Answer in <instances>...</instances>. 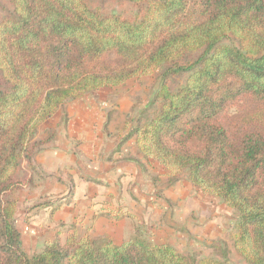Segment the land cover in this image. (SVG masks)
I'll list each match as a JSON object with an SVG mask.
<instances>
[{
  "label": "trees",
  "instance_id": "trees-1",
  "mask_svg": "<svg viewBox=\"0 0 264 264\" xmlns=\"http://www.w3.org/2000/svg\"><path fill=\"white\" fill-rule=\"evenodd\" d=\"M8 1L0 17V264H232L138 235L116 245L77 235L63 242L57 232L32 255L22 248L17 172L23 161L34 170L39 126L67 100L157 68L156 107L122 141L134 138L143 157L233 209L237 253L264 264V0H129L137 6L130 17L87 0ZM229 36L238 44L222 43ZM170 73H187L175 90Z\"/></svg>",
  "mask_w": 264,
  "mask_h": 264
},
{
  "label": "rangeland",
  "instance_id": "rangeland-1",
  "mask_svg": "<svg viewBox=\"0 0 264 264\" xmlns=\"http://www.w3.org/2000/svg\"><path fill=\"white\" fill-rule=\"evenodd\" d=\"M87 1L93 8L104 14L119 13L130 17L137 10V6L129 0ZM10 9L11 5L8 0H0V17ZM222 43L238 44L232 36L225 38ZM197 54L198 52L188 55L186 60H194ZM163 71V68H157L149 74L128 79L120 85L102 87L85 94L80 99L67 100L51 118L39 126L30 143L31 164L34 170L26 161H23L17 172V179L23 183V186L17 193L15 225L21 235L22 248L28 255L40 251L45 242L53 239L56 232L60 233L63 242L68 237L77 235V230L72 227V224L68 225L67 229L63 223L47 225L48 221L39 211L43 205L47 203L56 205L60 200L59 193L45 194L44 192L45 188H52L54 178L59 184L66 182L68 191L64 197L72 193L71 188L75 184L69 171L65 174L56 171L54 175V170H52L55 177L47 178V172L40 164V161H43L41 159L43 151L53 147L55 141L58 143L57 145H63L64 141L69 138V129H71L72 133L78 137L76 140L78 144L69 149V151L73 149L74 154L79 151L80 153L84 152L82 146L86 142H92L90 145L92 156L94 155L93 147H96L99 154L103 153V149L111 153L124 152V150L129 154L132 151L135 153L133 140L122 141L123 136L129 127L135 125L139 119L148 118L156 107L151 102L161 83ZM186 77L187 73L168 74L170 89L178 88L185 82ZM92 106L94 108H90ZM101 111L103 114L100 115ZM85 112L91 113L93 116L89 118L90 125L82 126L80 120L72 122L73 119H76L77 114L83 113V117L86 118ZM77 147L80 148L76 149ZM106 154L108 155V153ZM135 154L137 155L135 156L136 162L142 171V188L148 187L150 184L156 188L155 192L158 196H163L164 189L174 190V193L181 190L187 192L189 199L185 198L187 201L182 206H179L181 200H175L174 196H171L170 199L166 198L165 205L153 203L150 210L158 211V215L144 221L143 225H137V222L133 223L135 229L133 228L132 238L138 235L140 240L168 243L179 253L192 259L206 256L221 259L225 256L232 264H249L237 253L231 239V234L235 231L234 225L238 219L233 209L226 206L219 198L203 193L189 182L185 173L171 175L157 162L143 157L140 153L136 152ZM198 202L201 206H205L202 210H196L195 205H198ZM166 220H169L170 223ZM136 226L140 229H136ZM95 239L99 241L103 238Z\"/></svg>",
  "mask_w": 264,
  "mask_h": 264
},
{
  "label": "crops",
  "instance_id": "crops-1",
  "mask_svg": "<svg viewBox=\"0 0 264 264\" xmlns=\"http://www.w3.org/2000/svg\"><path fill=\"white\" fill-rule=\"evenodd\" d=\"M82 114H77L72 122L80 120L82 126L90 125L89 118L93 117L91 113L85 112L86 118ZM72 132L69 129V138L64 141L63 145H57L55 141L53 147L45 149L41 157L44 162L41 160L40 164L47 172V178L54 176L56 171L62 174L69 171L75 182L71 188L72 193L68 195V203H63L58 208H55L54 203H47L39 210L48 221L47 225L63 223L67 229L68 225L72 224V227L77 230L78 238L100 237L120 245L132 238L135 229L133 223L143 225L144 221L158 215V211L150 210L153 203L165 205V199L174 196L175 200H181L178 203L182 206L189 199L187 192L181 190L174 193V190L164 189L163 196H158L154 186L149 184L148 187L142 188V171L135 159L137 156L135 153L139 154L136 146L134 147L135 153L132 151L131 154L125 150L111 153L106 149L99 154L96 147H93L94 155L92 156L90 153L92 142H86L82 146L84 152L79 151L74 154V150L69 151V149L78 144L76 141L78 137ZM60 138L59 141H61ZM130 140L134 142V138ZM78 148L80 147L76 149ZM52 170H54V175ZM53 182L52 188H45V194L59 193L60 200H63L68 191L66 182L59 184L56 178ZM197 204L195 205L196 210H202L205 207L199 202ZM118 210L128 212L130 216L114 219L113 215ZM166 222L170 223L169 220ZM136 229L140 228L136 226Z\"/></svg>",
  "mask_w": 264,
  "mask_h": 264
}]
</instances>
